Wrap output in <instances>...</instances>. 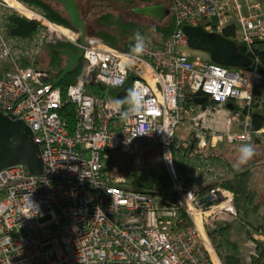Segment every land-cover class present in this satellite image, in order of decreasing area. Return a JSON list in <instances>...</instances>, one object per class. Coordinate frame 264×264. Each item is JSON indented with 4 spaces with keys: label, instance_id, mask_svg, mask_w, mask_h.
Here are the masks:
<instances>
[{
    "label": "built area",
    "instance_id": "obj_1",
    "mask_svg": "<svg viewBox=\"0 0 264 264\" xmlns=\"http://www.w3.org/2000/svg\"><path fill=\"white\" fill-rule=\"evenodd\" d=\"M11 1L0 0V111L32 127L45 168L35 173L18 163L0 169V264H226L211 226L238 213L234 190L223 183L235 167L203 155L186 171L194 178L188 182L174 142L183 124L198 147L244 141L264 151V125L251 126L264 72L259 57L250 68L197 53L203 50L191 46L184 25L222 33L232 28L230 37L240 33L253 49L264 38V0H171L175 27L162 45L139 32L145 51L137 57L135 37L128 49L88 40L83 69L66 95L55 82L59 69L40 66L37 57L53 32L78 46L82 38L37 6L14 0L35 12L29 15ZM16 14L38 20L29 35L11 32ZM94 71L102 85L119 91L131 77L130 89L143 92L142 110L130 113L116 95L89 90ZM66 102L77 112L72 130L61 113ZM143 144L160 145L170 188L102 171L105 150ZM253 236L264 239V231Z\"/></svg>",
    "mask_w": 264,
    "mask_h": 264
},
{
    "label": "trees",
    "instance_id": "obj_2",
    "mask_svg": "<svg viewBox=\"0 0 264 264\" xmlns=\"http://www.w3.org/2000/svg\"><path fill=\"white\" fill-rule=\"evenodd\" d=\"M25 1L29 2L32 5L38 6L51 19L59 21L61 23H65L79 30V28L73 23L72 19L68 14V10L65 8L62 2L58 0H25ZM141 1L150 3V2H155L156 0H141ZM157 1H165V3H167L169 7V13L159 21L158 24L160 25H158L157 27L159 28V30H161V33L163 35L161 38L154 40L148 33L147 34L151 42H153L156 45H162L165 39L174 30L175 13L172 3H169L167 0H157ZM83 15L85 16V14ZM168 15L171 16V20L168 21L167 23H162V20H164ZM101 20L104 22V25L100 26V28L97 31H94L95 34L94 36H96L97 39L105 41L117 48L128 49L135 35L139 32H145L143 30L146 26H144V24L142 23H139L138 20L136 19L126 20L124 19L123 16L121 18L119 17L116 18L111 11L105 12L102 15ZM14 25H15V21L13 16L10 21V26L12 27ZM224 32L226 35L232 36L231 34L234 32V29L226 28ZM88 33L89 35L92 34V32H90L89 29H88ZM233 38L238 42L239 50L241 52H248L249 54L254 56L255 62L256 59L259 57L260 66L263 69L264 68V38L259 39L257 42H255L253 49L249 48L248 45L240 37L233 36ZM48 44L49 43L47 41V43H45L44 45L45 49L48 46H50V44L49 45ZM67 46L73 48L74 50H78L80 47L73 42L60 41L57 44H52L50 48V52H49L50 60L53 63V67L55 69H59L60 73L67 63V55L60 52L59 49ZM84 61H85V56L83 55V57L78 61V63L73 67V69L70 72H68L67 75L62 80H60L59 84L63 89L64 95L67 94V89L69 85L75 81L76 77L82 71L84 66ZM23 63L24 64L28 63V60H24ZM247 66L253 68L255 66V63ZM93 75H96L95 71L91 75V78ZM131 80L132 78L130 77L127 81V84L130 85ZM89 82H91L90 79ZM97 83H99L101 86H103L106 89L105 91L99 90L100 91L99 92L97 90H94L93 92L105 96H113L112 94H109V91L107 90V86L102 85L100 80ZM111 91L115 93L114 95H116L117 92L119 91V87H113L111 88ZM190 96L191 97H189L188 100L191 99L190 101H192L194 96L192 95ZM61 113L66 118L67 122L69 123L70 129L72 130L77 120V112H76L75 104L72 102H66L61 108ZM252 114H253V121L251 125L252 127H260L264 125V102L255 101ZM193 140H194L193 134H191V136L189 135L187 138H184L180 142V139L178 138V135L176 133V138L174 142V152L177 158L178 168L181 171L182 176L188 177V182L193 181L194 178L191 175H186L187 174L186 171H188L189 169H195L198 163L202 162L203 155L208 157L215 156L218 157L220 161H225V163L229 165L233 164L232 161L228 159L227 155L222 150H220L216 146H213L211 140L209 141L206 147H198L196 146V143L194 145ZM135 147L138 146H133L128 149H123V148L122 149L126 152V150L133 149ZM180 148L182 149L181 153H180ZM122 149H109L104 151V162L102 168L104 174L111 175L116 173V171L120 172L119 170H114V168L117 167L118 165L115 157V150H122ZM127 159L129 158L127 157ZM181 163H184L186 165V168H181L182 167ZM128 167L129 170H127V172L129 175H131L138 171L137 169L139 168V164L135 162L133 163V161H131L129 162ZM253 174L254 171L251 167L243 168L241 170L235 169L234 176L232 178H228L224 180L223 182L231 186L232 189L234 190L236 196L235 203L238 211L237 215L235 216L245 221H247V219L243 218L244 214L250 213L252 210H255L256 209L255 207L258 205V203H256V195H255L256 193L253 191L251 186ZM140 178L142 179L143 184L148 187L170 188V186L172 185L170 175L165 165L162 164L160 166L151 165L146 170L143 169L141 171ZM229 222L231 223V221ZM230 223L219 224V222L216 221L215 223L216 225L215 227H213L212 231L215 232L217 231L218 228H221L222 233H227V231H229L227 224ZM255 229L264 230V226L257 225L251 227L250 225H248V233L255 240V243L251 246L252 264H264V239H258L253 236V232L255 231ZM216 239L217 242L219 241L218 244H220L222 247H223L222 244L225 245L224 239L219 240V238L217 237ZM241 259L242 256L239 253L233 251L225 253L226 264H238L240 263Z\"/></svg>",
    "mask_w": 264,
    "mask_h": 264
},
{
    "label": "rangeland",
    "instance_id": "obj_3",
    "mask_svg": "<svg viewBox=\"0 0 264 264\" xmlns=\"http://www.w3.org/2000/svg\"><path fill=\"white\" fill-rule=\"evenodd\" d=\"M78 1L80 3V7H81L83 14H85L88 29L93 34V35L92 34L89 35L88 40L90 41L97 40L96 36H94L95 35L94 31H97L100 28V26L104 25V22L101 20V18H102V15L107 11H111L116 18L118 17L121 18L123 16L124 19L126 20L128 19L138 20L139 23H142L144 24V26H146L143 31L148 33L154 40L161 38L163 35L161 33V30L157 28L158 25H160L158 24L160 21L159 19H157L156 17L152 15L140 13L134 9L135 5H142L148 2L141 1V0H78ZM167 1L169 3H172L171 0H167ZM214 18L217 19L216 17ZM170 20H171V16L168 15L164 20H162V23H167ZM63 24L66 27L70 28L71 32L76 35L77 41H79L82 38V35L79 34L78 29L70 25H67L65 23ZM238 37H240V33ZM47 38L48 40L46 39V41L44 42V45L48 41L50 46H48L46 49L43 47L42 51L40 52V55H38L37 57L36 62L37 64H40V66L42 67L51 68L55 70V68L53 67V63L50 60V54H49L51 45L57 44L60 41L62 42L63 41L73 42V41L64 39L60 34L56 32L49 34ZM73 43L78 45L76 42H73ZM197 53L203 54V55L209 54V52L207 51H203V52L199 51ZM263 71H264V68H263ZM90 81L91 82L87 84V88L89 90L105 91L106 88H104L99 83H97L99 80L97 79L96 75H93L92 78L90 77ZM94 81H97V82H94ZM111 88L113 87H107V90L109 91V94H112L114 96L115 93L111 91ZM256 101L264 102V86L261 88V91L257 93ZM190 133H191V130L188 126L179 124L177 135H178V138L180 139V142L184 138H187L189 135L191 136ZM244 145H245L244 141L230 143L227 140H224L220 142L218 145H216V147L222 150L227 155L228 159H230L233 163L231 165L234 166L235 169L241 170L245 168V164L238 163L239 155H240L239 149ZM181 151L182 149L180 148V153ZM115 157H116L118 165L117 167L114 168V170H119L120 172L116 171V173L114 174H128L127 170H129L128 166H129V162L131 161H133V163L135 162L139 164V168L137 169L138 171L134 174H131L137 180L141 177V171L143 169L146 170L151 165H156V166H160L161 164L164 165V161L161 155V147L160 145H157V144L139 145L138 147H135L133 149L126 150V152L123 149L115 150ZM127 157L129 159H127ZM181 166H182L181 168H186V165L184 163H181ZM255 169H256L255 175H254L255 178L252 181V185L254 188L256 187L255 189L258 188V191H263V193L258 192V198L260 199V197L261 198L264 197V159L260 160V163H257L255 165ZM255 183L260 184V185L256 186ZM250 215H251V218L249 217V213L244 214L243 218L249 221L250 219H253V216H258L256 211H254ZM262 215L264 216V206L262 209ZM230 217H228L227 219L222 218V219H219L218 221L219 224L230 223L229 221H231L230 224H227L229 228V231H227V233H222L221 228H218L217 231L213 232L212 229L213 227H215L216 224H213L211 226V234L213 236V240L224 260H225V253L233 251V252L239 253L242 256V259L240 263L238 264H251L252 262L251 246L255 243V240L248 233V225L250 224V222L242 220L241 218L236 217L235 215H232ZM47 218H49V215L43 217V220H46ZM216 237L219 238V240H222V239L225 240V245L222 244L223 247L220 244H218L219 241L217 242Z\"/></svg>",
    "mask_w": 264,
    "mask_h": 264
},
{
    "label": "water",
    "instance_id": "obj_4",
    "mask_svg": "<svg viewBox=\"0 0 264 264\" xmlns=\"http://www.w3.org/2000/svg\"><path fill=\"white\" fill-rule=\"evenodd\" d=\"M68 10L73 23L82 35V44L78 50L70 47L60 48V52L67 55V63L55 80L59 83L77 62L83 57L89 33L86 17L82 14L77 0H58ZM134 9L140 13L163 19L169 13V7L164 1H155L142 5H135ZM15 25L11 28L13 34L27 36L38 25L36 18L17 14L14 16ZM184 28L190 36V44L196 49L208 51L211 57L220 63L233 66H247L254 63V57L239 50L238 42L219 31L206 29L203 25L185 24ZM130 85H125L116 96L119 100L127 96ZM206 96H199L198 101H204ZM18 163H24L35 173H41L45 168L40 142L35 139L32 127L22 118L14 117L0 111V169Z\"/></svg>",
    "mask_w": 264,
    "mask_h": 264
},
{
    "label": "clouds",
    "instance_id": "obj_5",
    "mask_svg": "<svg viewBox=\"0 0 264 264\" xmlns=\"http://www.w3.org/2000/svg\"><path fill=\"white\" fill-rule=\"evenodd\" d=\"M13 27V26H12ZM136 43L131 49V52L135 56L143 55L145 51L144 38L137 33L135 36ZM117 104L127 103L129 105L128 112L130 113H139L145 105V101L143 99L142 90L136 89L135 87L128 90L127 96L122 100H117ZM124 115H128V113H124ZM239 164L247 163L254 155V149L251 145H244L239 149Z\"/></svg>",
    "mask_w": 264,
    "mask_h": 264
},
{
    "label": "crops",
    "instance_id": "obj_6",
    "mask_svg": "<svg viewBox=\"0 0 264 264\" xmlns=\"http://www.w3.org/2000/svg\"><path fill=\"white\" fill-rule=\"evenodd\" d=\"M253 149H254V152H255L254 155H253L254 157H252L247 163H245V168L251 167L253 169V171H254L252 181L255 178L254 177L255 171H256L255 165L257 163H260V160H263L264 159V151L263 150H261V149H255L254 147H253ZM257 161H259V162H257ZM261 175H262V173H261ZM255 185L256 186H259L260 184L255 183ZM251 186H252L253 191L256 193L255 194L256 195V203H258V205L255 207L256 208L255 210H252L249 213V217L251 218V215L250 214L253 213L254 211H256V213L258 214V216H253V219H250L249 221L248 220L247 221L250 222L249 225L251 227L257 226V225H263L264 226V216L262 215V209H263V206H264V197L263 198L260 197V199L258 198V192L263 193V191H258V188L255 189L256 187L254 188L253 185H251ZM251 264H252V262H251Z\"/></svg>",
    "mask_w": 264,
    "mask_h": 264
},
{
    "label": "bare ground",
    "instance_id": "obj_7",
    "mask_svg": "<svg viewBox=\"0 0 264 264\" xmlns=\"http://www.w3.org/2000/svg\"><path fill=\"white\" fill-rule=\"evenodd\" d=\"M11 3H12V5H14L16 8H18L19 10H21V11H23L24 13H26V14H29V15H34L35 14V12L34 11H32L30 8H28V7H26V6H24L23 4H21L20 2H18V1H14V0H12L11 1ZM17 15V14H16ZM61 23V22H60ZM263 70V69H262ZM264 72V71H263ZM220 142H222V141H220ZM219 142V143H220ZM218 143V144H219ZM234 143V142H233ZM245 144H247V145H250V143L249 142H245ZM162 154V153H161ZM162 158H163V156H162ZM234 215H237V214H234ZM223 218V217H222ZM222 218H218L216 221H219V219H222ZM225 219V218H224ZM216 221L214 222V224L216 223ZM255 231H264V230H256L255 229ZM254 231V232H255ZM253 232V233H254ZM222 256V255H221ZM222 260L225 262V260L223 259V257H222ZM226 263V262H225Z\"/></svg>",
    "mask_w": 264,
    "mask_h": 264
},
{
    "label": "flooded vegetation",
    "instance_id": "obj_8",
    "mask_svg": "<svg viewBox=\"0 0 264 264\" xmlns=\"http://www.w3.org/2000/svg\"><path fill=\"white\" fill-rule=\"evenodd\" d=\"M32 30H33V29H32ZM199 50H201V51H202V49H199ZM203 51H205V50H203ZM203 51H202V52H203ZM207 52H208V51H207ZM209 55H210V53H209ZM77 63H78V62H77Z\"/></svg>",
    "mask_w": 264,
    "mask_h": 264
}]
</instances>
